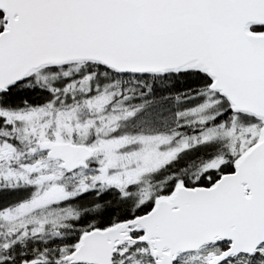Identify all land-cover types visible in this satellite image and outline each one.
Segmentation results:
<instances>
[{"label": "snow or ice", "instance_id": "snow-or-ice-1", "mask_svg": "<svg viewBox=\"0 0 264 264\" xmlns=\"http://www.w3.org/2000/svg\"><path fill=\"white\" fill-rule=\"evenodd\" d=\"M0 264H264V0H0Z\"/></svg>", "mask_w": 264, "mask_h": 264}]
</instances>
